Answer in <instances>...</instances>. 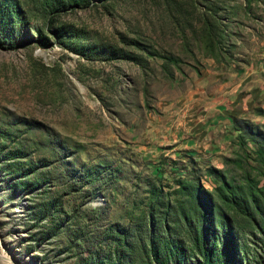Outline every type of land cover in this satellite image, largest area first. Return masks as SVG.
I'll list each match as a JSON object with an SVG mask.
<instances>
[{
  "label": "rangeland",
  "instance_id": "1",
  "mask_svg": "<svg viewBox=\"0 0 264 264\" xmlns=\"http://www.w3.org/2000/svg\"><path fill=\"white\" fill-rule=\"evenodd\" d=\"M9 1L20 19L8 15ZM0 5V264H83L63 225L46 238V220L29 215L42 188L95 209L82 242L90 249L112 242L107 233L126 235L133 246L139 237L147 242L150 201L158 200L153 215L165 229L156 223L153 235L161 239L162 231L174 241L167 247L183 253L180 264H201L182 219L188 206L176 192L180 180L210 194L209 236L221 246L229 230L241 264H264L258 216L234 212L216 195V174L206 171L217 169L264 211L261 107L252 95L238 104L251 105L247 111L236 107L232 115L224 103L229 113L221 117L209 108L228 99L239 78L242 11L254 21L264 0H84L57 12L50 0ZM47 17L51 29L41 46L34 28ZM57 26L74 32L62 43L81 42L90 59L55 41L50 32ZM251 29L259 31L257 24ZM17 144L27 146L29 158H44L52 177L32 192L12 189L21 188L12 183L21 173L2 154ZM71 172L83 182L78 192L66 186ZM91 172L96 179L88 182ZM153 188L162 191L159 199L150 197ZM171 258L160 261L174 264Z\"/></svg>",
  "mask_w": 264,
  "mask_h": 264
},
{
  "label": "trees",
  "instance_id": "2",
  "mask_svg": "<svg viewBox=\"0 0 264 264\" xmlns=\"http://www.w3.org/2000/svg\"><path fill=\"white\" fill-rule=\"evenodd\" d=\"M2 1L3 0H0V4ZM50 1L51 5H53L52 12H57L62 8L71 6L72 3L75 4L78 3V1L84 0H66L65 2L63 0ZM3 6H9L8 15L11 16L12 20L14 17H19L16 7L11 1L5 3ZM1 18L2 14L0 16V19ZM50 24L51 18L47 17L46 25L43 26V28H34L36 33L35 40L41 46H46L48 43V39L43 35V31H48L51 29ZM50 33L53 34L55 41L58 43H61L65 47L71 46V50L76 54L82 55L83 57H90V55L83 50L84 46L81 44V42H72L69 40L68 44H65V42L62 43V39L60 37L70 38L74 34L73 31H68L65 28L57 26L54 27ZM88 52L90 54L93 53V51ZM116 55H118V57L121 56L120 54ZM89 57L87 59H90ZM256 113L259 116H263L264 109L259 108L257 109ZM243 121L244 120H241L240 122L244 124L247 123ZM262 135L264 136V134ZM0 148L2 149L3 147ZM26 149L27 146L17 144L14 147L5 149L4 154H2L4 155V160H12V165L15 167L14 172H17L18 175L21 173L18 176L19 179L12 182L21 185V188L14 186L12 188L14 192H20L21 189H23L24 192H32L37 189L40 184L45 181L49 182L52 178L49 170L43 168L47 165L45 159L29 158ZM257 151L261 157H264V145L258 146ZM206 171L208 174H216L218 181L221 182V184L215 188L216 195L222 201L229 203L234 212L236 211L244 215H249L250 213L253 216H258L259 222L256 221L257 223H255L254 227L260 233H264V211L252 201L253 199L250 200L253 203L251 204L253 206H250L245 195H238L236 187L231 183L226 182L225 177L217 169L207 167ZM93 173L91 172V175H89L86 181L91 182L96 179V174ZM22 174L23 176H26L25 181L20 179ZM78 177L79 176L74 174L72 175L71 172V180L66 182V186L69 188V190L70 188H73L74 192L80 191V187L82 186L83 182H79ZM179 182L180 184H178L176 192L185 195L188 206L187 211L182 212V219L184 222H186V226H188V234L190 235L188 238L189 243L194 247V251L197 252L200 263L241 264L242 258L241 256L239 257V250L237 249V245L234 243L233 235L230 234L229 230H227L225 235L222 234L224 238L220 241L221 246L218 245L216 236H209L210 230L208 228V222L211 221L209 217H212L210 215L213 214L212 210L210 209V194L203 190L199 185L197 186V184L193 185L185 180H180ZM153 191H157V194L151 193L150 197L159 199L162 191L157 188H153ZM84 192L85 191H83V193ZM47 193H49V191H45L42 188L41 191L35 192L33 194L35 203L30 207L28 212L29 215L32 216L33 220L37 219V221H39L43 218L46 220V229L44 230V235L46 238L52 236L57 226L63 225L62 227H65V238L67 239L69 247L71 249H75L74 253L80 256L79 259H82L81 262H83V264H163L164 262H161L160 260L165 259V261H167L170 257H172L171 259L175 261L174 264H180L179 256H183V253L179 252L178 249L167 247V243L174 245V241L170 239L168 235H164L162 231L156 232V234L161 237V239L153 235L156 223H159L160 228L162 226L165 229L164 221L161 220L160 222L159 219H156L153 215L155 206L160 205V201H150L151 206L148 214V219L150 218V221L148 222V224H150L148 235L150 236L148 239H146L147 242L139 237L137 238V245L133 246L126 235L122 234L121 236H117L115 234L116 237H114L113 235L107 233L106 235L111 237L112 242L106 244L105 246L102 245L98 247V249H90L83 246L82 242L90 238L86 228H89L91 225H93L92 212L93 210L95 211V209H79L72 203L64 202L61 196H57L52 192H50L48 195ZM38 197H40L39 200ZM250 197H253V194L250 193ZM218 217L221 218L219 213ZM126 233L127 232L125 231V234ZM228 235L231 236L230 241L229 239L227 241ZM209 237H211L210 243H208L210 239ZM82 251L85 252L84 257L81 256Z\"/></svg>",
  "mask_w": 264,
  "mask_h": 264
},
{
  "label": "crops",
  "instance_id": "3",
  "mask_svg": "<svg viewBox=\"0 0 264 264\" xmlns=\"http://www.w3.org/2000/svg\"><path fill=\"white\" fill-rule=\"evenodd\" d=\"M242 12L244 15L243 19H245L242 27L247 31L244 32L245 39L243 43H241L245 44V47H243L245 52L240 54L243 58V63L241 64V71H239L240 75L238 74L239 78L227 91V96H229V98L220 102L221 104L219 103L220 100H217L209 107L212 113L217 116H221L219 114L220 112L223 117H227L226 114L229 112L224 106L230 103V112L232 115L236 114L234 113L235 110L233 111L236 107H240L241 110L238 111L249 110L251 105L247 108L244 103L242 106H238V104L240 101H247L252 95H254L252 100L256 101L257 107L259 106L264 109V6L260 10L262 16L260 18H255L254 21L247 16V13L244 11ZM255 24H257L259 29L257 32L251 29ZM249 101L251 100L249 99Z\"/></svg>",
  "mask_w": 264,
  "mask_h": 264
}]
</instances>
